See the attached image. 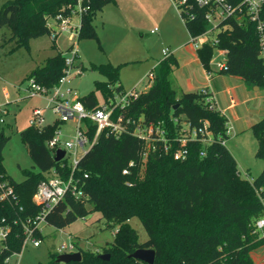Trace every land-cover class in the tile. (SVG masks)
Instances as JSON below:
<instances>
[{
    "label": "trees",
    "instance_id": "obj_1",
    "mask_svg": "<svg viewBox=\"0 0 264 264\" xmlns=\"http://www.w3.org/2000/svg\"><path fill=\"white\" fill-rule=\"evenodd\" d=\"M79 0H9L0 8V27L11 32L10 41L18 47L31 39L50 34L49 18L68 14ZM117 0H84L89 9L82 15L78 41L94 36V20L108 3ZM205 9L195 7V21L183 22L189 35H200L209 29ZM219 44L205 43L198 50L199 59L207 71L215 49L228 51L227 69L220 74L242 79L248 88L264 90V64L259 57V41L255 25L248 20L233 18L221 24ZM66 57L58 53L47 59L28 78L51 90L59 84L66 69ZM179 62L172 55L159 63L153 84L139 95L126 111V117L144 118L145 123H161L168 131L170 150L159 145L153 151L146 143L128 132L115 136L104 131L97 143L81 159L74 174L83 191L76 200L68 194L46 216V223L65 229L91 212L101 214L107 228H117L115 239L99 252L79 249L82 259L70 264H145L130 258L138 249L155 251L154 264H255L252 253L264 247V238H257L254 223L264 217V170L252 186L238 173L237 162L227 145L214 141L204 147L189 141L184 161L174 159L179 149L177 139L183 136V123L192 128H208L215 138L226 136L228 119L206 103L207 95L198 92L178 94L172 76ZM106 82H96L95 88L105 98L123 93L119 70L111 64L93 65ZM88 110L99 107L95 92L79 98ZM177 106V107H176ZM176 107V108H175ZM178 120V122H176ZM0 123V181L13 187L14 198L0 202V229H9L6 241L0 245V264L23 251V223L36 217L41 208L33 202L38 185L52 170L67 179L71 169L67 162H56L47 142L63 124L55 121L42 130L29 127L20 138L38 169L24 172V181L11 179L3 166V151L10 136ZM257 141L256 158L264 160V117L251 127ZM95 129L89 137L93 139ZM205 151L206 156L201 157ZM127 171V173H124ZM91 207V210L88 207ZM139 218L148 234V241L139 242L137 231L130 225ZM36 238L41 241L40 233ZM77 247V245H75ZM109 255L104 261L100 255ZM59 255H52L57 264Z\"/></svg>",
    "mask_w": 264,
    "mask_h": 264
},
{
    "label": "rangeland",
    "instance_id": "obj_2",
    "mask_svg": "<svg viewBox=\"0 0 264 264\" xmlns=\"http://www.w3.org/2000/svg\"><path fill=\"white\" fill-rule=\"evenodd\" d=\"M7 1L9 0H0V8ZM166 2L172 12L165 4L162 5L155 0H117L116 3H108L94 20L95 37L86 36L79 41L73 30L60 33L55 40L47 34L31 39L28 47H18L15 41H10V30L0 27V107L1 111L5 109L8 111L6 116L0 113V117H4L5 130L10 136L3 151V166L11 179L22 182L25 178L24 172H39L20 138V132L30 127L29 117L32 110L35 108L44 110L46 125H52L57 121V116L51 110H46L48 96L34 98L28 97L24 92L31 80L28 77L38 67L44 65L47 59L58 53H63L67 59H73V52L69 47L75 42L77 65L72 70L73 78L68 87L74 90L77 98L95 92L99 105L106 101L104 92L97 91L95 83L106 82L107 79L93 70V65L111 64L118 67L123 92H130L136 87L138 91L145 90L148 85L153 84V80L147 78L143 84L140 83L143 77L146 78L152 72L154 62L163 58L165 50L160 44L161 38L150 35L152 29L150 25L153 21L162 19L166 26V39L173 40L179 32V23L172 16L174 14L181 22L188 45L190 42V35L179 13L170 0ZM51 23L53 24V21ZM72 24L75 27L79 26L80 18L75 17ZM80 70L81 75H75ZM155 71L153 70V74ZM255 88L256 91L259 90ZM252 94L256 96V100L242 107V110H247L245 120L249 125L259 122L264 115L259 109L264 105V90ZM226 102L227 100L223 98L224 106L228 104ZM251 119L253 120L250 121ZM71 126L73 128L75 124L69 123L61 128L67 138L69 135L65 131H69ZM234 128L236 134L227 140L226 145L236 159L238 173L244 180L246 175L256 179L264 170V160L256 158L257 141L248 123L240 122L237 126L234 125ZM88 209L91 210V207ZM130 225L137 231L140 243L148 241V234L139 218H133ZM116 232L117 228H107L106 221L96 212H91L86 218L79 219L61 230L44 224L41 226L40 246L34 247L28 243L21 255L11 258V264H51L52 255L62 254L61 246L72 243L77 245L75 250L64 253H76L79 249L99 252L114 241ZM257 234V238H261V234ZM252 256L256 264H264V247L254 251Z\"/></svg>",
    "mask_w": 264,
    "mask_h": 264
},
{
    "label": "built area",
    "instance_id": "obj_3",
    "mask_svg": "<svg viewBox=\"0 0 264 264\" xmlns=\"http://www.w3.org/2000/svg\"><path fill=\"white\" fill-rule=\"evenodd\" d=\"M83 1L79 0L75 8L69 7L70 12L68 14L60 13L55 17L49 18V35L52 36L53 40L62 32L74 30L78 41L81 22L79 26L75 27L72 21L77 16L81 20L82 15L89 9L88 6H84ZM170 2L176 8L184 23L196 20L197 15L193 14L195 7L201 10L205 9L204 19L209 24V29L200 35H190L189 45L196 51L200 50L205 43H209L211 46H217L219 44L217 37L221 32V24L224 21L231 18L240 22L242 20H248L255 25L259 41V57L264 64V0H170ZM52 21L53 24L51 23ZM157 31L155 29L152 33H157ZM69 50L73 52L74 57L73 59L66 58L67 67L64 76L60 79L56 87L47 90L31 79L29 80L27 88L24 90L28 97L43 98L48 96L46 110H51L57 116V121L61 124L74 123L75 127L69 135V138L59 128L53 138L47 142V146L54 154V157L58 150L65 152L61 161L67 162V165L71 169V174L67 179H64L59 176V172L52 170L50 176L38 185L37 191L33 196V202L41 208V211L36 217L29 218L23 223L25 234L23 249L28 243H31L34 247L40 246L41 241L36 238V234H41V226L47 224V214L68 194L76 200L83 197V191L80 188L79 181L75 180L74 174L81 159L97 143L101 133L108 131L118 137L128 132L132 126L133 135L142 139L148 149L155 151L157 146L160 145L166 153L170 150L168 131L161 123L147 124L144 118L134 120L126 117L127 109L140 95L136 91L115 94L114 97H108L104 104L99 105L97 109L88 110L79 101V98L76 97L74 90L68 87L73 78L72 70L77 65V48L75 42L71 44ZM163 53L164 58L171 56V52L168 49L164 50ZM215 53H217V57H215ZM215 53L210 61V66L213 65L211 67L215 72L222 73L227 69L228 51L215 49ZM81 73L82 71L80 70L75 75H81ZM212 75V71L208 73L209 78ZM148 78L153 80L154 75L150 74ZM200 92L207 95L206 103L209 107L217 109L210 90L205 88L200 90ZM0 113L2 116H6L8 111L6 109L1 111L0 107ZM4 122V117H0V123ZM45 122L44 110L41 108L33 109L29 118V126L37 130H42L47 126ZM182 125L183 136L177 139L180 147L173 153L174 159L178 161L186 160L188 156L186 146L189 141L201 142L204 147L211 145L214 141L226 145L227 140L235 136L234 127L229 121L226 123L227 139L222 137L215 138L208 128V123H205L199 129L192 128L187 122H184ZM92 128L95 129L93 139L89 137ZM204 156H206V153L202 151L201 157ZM124 173H127V171H124ZM246 181L252 186L254 185V179L247 175ZM256 193L264 205V199L261 198L260 191H256ZM12 197L14 198L13 187L6 182L0 181V202H5ZM254 229L255 233L261 234V238H264V217L255 221ZM8 233L9 229H0V245L6 241ZM75 248L76 246L73 243L70 245H62L60 252H63L62 254H72L73 252H64L68 250L73 251ZM15 255H21V253ZM11 258H8L6 263H11Z\"/></svg>",
    "mask_w": 264,
    "mask_h": 264
},
{
    "label": "crops",
    "instance_id": "obj_4",
    "mask_svg": "<svg viewBox=\"0 0 264 264\" xmlns=\"http://www.w3.org/2000/svg\"><path fill=\"white\" fill-rule=\"evenodd\" d=\"M155 1L162 3V5L165 4L168 10L171 11V8L168 5V2H166V0ZM172 16L175 18L177 23H179V32L173 40L166 39V26L162 19H156L153 21V23L151 22L152 24L150 25V28L152 29L150 35H152V37H160V44L163 45L165 50L168 49L171 52V55L175 57L179 62V68L175 70L172 76L173 88H176L174 90H176L178 94H181L189 92H198L202 89L208 88L212 93V98L215 101L217 110H219L228 119V121L233 125V127L234 125L237 126V124L240 122H245V124L248 123V126H250L251 128L255 123H250L249 125V122H246L245 113L247 114V110H242V107H246L248 104L256 100V96H254L252 93L256 94V92L259 93L261 90L259 89L256 91V88L250 89L245 85L242 79L217 73L213 70L212 67L210 71H207L199 59L198 52L186 42V34L183 31L181 22L178 20L177 16H175L174 14ZM155 29L158 30L157 33H152V31ZM164 59L165 58L163 56L161 60L154 62L151 67L152 72H150L146 78L143 77L140 84H143L148 78V76L150 74H153V70H156V74L159 63ZM211 71L213 72V75L211 76V78H209L208 73H210ZM119 84L122 86L123 89V84L121 82H119ZM150 87L151 86L148 85L143 91H138V87H136L132 91H136L139 94H142L146 93ZM177 88L179 91L177 90ZM223 98L227 100L226 103L228 104L226 106L223 105ZM259 109H261V112L264 113V105H261ZM242 111L244 112L241 115ZM252 120L253 119H251L250 121ZM73 130L74 127L72 128L71 126V129L69 131H65V133L67 135H70Z\"/></svg>",
    "mask_w": 264,
    "mask_h": 264
},
{
    "label": "water",
    "instance_id": "obj_5",
    "mask_svg": "<svg viewBox=\"0 0 264 264\" xmlns=\"http://www.w3.org/2000/svg\"><path fill=\"white\" fill-rule=\"evenodd\" d=\"M177 107V106H176ZM175 107V108H176ZM65 152L58 150L56 152L55 161L60 162L64 157ZM130 258L136 259L145 264H154L155 262V251L152 249H138L129 256ZM101 260L108 261L109 255L102 254L99 256ZM82 259L81 253L78 251L72 254H60L56 260L57 264H70L80 262Z\"/></svg>",
    "mask_w": 264,
    "mask_h": 264
}]
</instances>
